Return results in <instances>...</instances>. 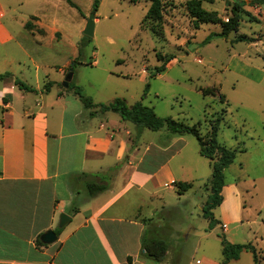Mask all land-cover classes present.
Listing matches in <instances>:
<instances>
[{"label": "crops", "instance_id": "1", "mask_svg": "<svg viewBox=\"0 0 264 264\" xmlns=\"http://www.w3.org/2000/svg\"><path fill=\"white\" fill-rule=\"evenodd\" d=\"M243 1V9L263 24L264 2ZM65 3L0 0V74L10 73L0 80V264H179L177 253L169 256V247L163 260L149 259L141 241L147 233L163 237L161 228L171 227L162 221L164 211L173 206L156 190L161 185L173 189L174 182L183 181L170 165L181 151V138H166L148 157V147L142 153L137 143L129 147L131 126L119 115L113 117L115 112L98 107L90 114L66 90L63 82L76 46L68 43L67 56L52 49L55 57L49 59L50 46L44 42L64 41L59 6ZM252 38L246 48L253 46L256 57L264 60V39ZM235 74L239 79L234 91H243L244 96L263 94L264 77ZM14 78L33 90L16 87ZM84 95L100 104L91 94ZM235 158L224 169L222 200L216 206L223 232L226 223L241 218L239 183L225 179ZM86 180L105 188L89 195ZM261 180L264 174L252 178L253 188ZM188 190L177 192L175 200L186 197ZM205 191L209 193L207 187ZM147 196L161 204L151 216L142 213ZM60 213L69 216L62 227ZM55 228H60L54 231L55 241L35 243L37 236ZM204 264H222V258L204 259Z\"/></svg>", "mask_w": 264, "mask_h": 264}, {"label": "rangeland", "instance_id": "2", "mask_svg": "<svg viewBox=\"0 0 264 264\" xmlns=\"http://www.w3.org/2000/svg\"><path fill=\"white\" fill-rule=\"evenodd\" d=\"M65 1V5L59 6L64 41L42 40L50 46L49 59L55 57L52 49L59 50V55H71L68 43L75 44L70 61L72 85H79L82 93L91 94L103 104L115 97L123 98L128 105L141 101L160 117L196 125L202 136L210 130L214 118L222 114L218 141L232 149L243 148L236 152L235 162L225 172L227 181L236 179L239 183L241 218L238 222L226 223L227 230L223 232L219 208H213L217 221L212 226L199 208L208 195L205 191L211 177L208 160L199 154L194 136L179 135L181 151L170 165L179 179L191 182L192 187L178 202L175 182L173 189L161 185L156 190L173 206L164 211L162 221L165 227H171L169 230L161 228V235L169 243V256L177 253L179 264H196L197 261L204 264V259H221V237H224L233 243L251 242L261 250L264 264V180L256 181L254 188L251 181L264 174V92L244 96L243 91L232 88L239 79L236 72L255 79L264 77V60L256 57L253 46L246 48L248 41L236 39L239 34L264 39V23L257 24L255 18L242 9L237 31L219 36L216 34L220 30L219 23L194 27L186 0H163L162 23L153 30L149 23L142 21L149 6L147 1L70 0L73 6ZM234 1L203 0L202 7L216 11L226 22ZM91 12L97 22L94 20L93 35L87 36L82 31ZM158 55L174 58L166 63L163 71L154 74L156 67L162 64ZM13 85L19 88L15 82ZM261 86L264 90V78ZM111 115L118 116L117 113ZM126 124L132 131L133 143L129 147L132 149L137 143L139 153L148 147V157L154 155L155 146L176 136L165 127L157 131L141 128L139 132L135 124L129 121ZM146 198L142 213L151 216L152 209L159 210L161 204L156 198ZM231 264H254L252 254L243 250Z\"/></svg>", "mask_w": 264, "mask_h": 264}, {"label": "trees", "instance_id": "3", "mask_svg": "<svg viewBox=\"0 0 264 264\" xmlns=\"http://www.w3.org/2000/svg\"><path fill=\"white\" fill-rule=\"evenodd\" d=\"M70 5H74L70 0H67ZM132 3H137L139 1L149 2V6L146 9L143 22L149 23L153 30L160 28L163 11H164V1L163 0H130ZM203 0H186L185 6L188 14L193 20V25L198 28L202 23H219L220 30L216 32L219 36H226L232 31H237L239 23L241 21V11L243 6L246 4L243 0H235L232 3L231 16L227 18L224 22L218 17L216 11H208L202 7ZM264 0H250L249 5L260 4ZM96 1L93 3V11L96 9ZM28 26V24H27ZM237 40L252 41V37L239 34L236 37ZM208 38L205 39V42ZM173 55L161 56L158 55V59L162 61V64L155 69V73H160L165 69L166 63L173 59ZM70 67L68 68V70ZM10 76L9 72H4L0 74V80ZM15 84L19 88L24 90H33L30 86L26 85L18 78H14ZM66 90H71L74 95H76L82 102L83 106L90 109L89 113L93 114L94 110L92 108L98 107L101 111H112L119 115L120 119L124 121H129L136 125L139 129L147 128L153 131L160 130L165 127L166 130L171 135H183L190 134L194 136L198 142L199 149L198 152L201 156H204L209 161V166L211 168V177L206 183V187L209 190L206 200L203 202L201 210L202 215L209 220V224L212 226L217 220L213 215V208L221 203V189L225 183L224 181V169L233 162L236 150L225 146L220 143L217 139V134L219 131L220 123L223 119L222 114H219L211 122L210 130L202 136L196 125H188L181 120L174 119L172 117H160L155 114L153 108L143 104L141 101H135L131 105H128L123 98L115 97L111 102L103 104H96L93 100L82 93L81 87L78 85H72L71 82L68 83ZM206 93V92H204ZM210 93V92H209ZM224 96L221 94V97ZM86 189L89 195H94L97 192L105 188L104 184L86 180ZM177 192L181 193L192 187V183L188 181H177L175 182ZM148 221V220H147ZM54 231L58 233L60 228H55ZM35 243L39 246L44 245L39 236L35 238ZM142 248L145 255L154 261H161L165 258L166 252L168 250V242L165 238L157 236L152 233H147V235L142 239ZM247 250L252 254L254 264H262V254L261 250L257 249L251 242L248 243H233L221 237V253H222V264H227L231 259H237L241 251Z\"/></svg>", "mask_w": 264, "mask_h": 264}, {"label": "water", "instance_id": "4", "mask_svg": "<svg viewBox=\"0 0 264 264\" xmlns=\"http://www.w3.org/2000/svg\"><path fill=\"white\" fill-rule=\"evenodd\" d=\"M94 20H95V14L94 12H91L87 19L85 26L83 28V34L87 36H92L93 35V28H94ZM72 77V68L70 67L69 71L67 72L63 85L68 86V82L71 80ZM69 220V216L66 213H60L59 214V223L58 226L62 227L67 221ZM40 240L42 243H51L56 240L57 235L52 229H48L44 231L43 233L40 234L39 236Z\"/></svg>", "mask_w": 264, "mask_h": 264}, {"label": "built area", "instance_id": "5", "mask_svg": "<svg viewBox=\"0 0 264 264\" xmlns=\"http://www.w3.org/2000/svg\"><path fill=\"white\" fill-rule=\"evenodd\" d=\"M225 21H227V18H225ZM196 264H199V262L197 261Z\"/></svg>", "mask_w": 264, "mask_h": 264}]
</instances>
